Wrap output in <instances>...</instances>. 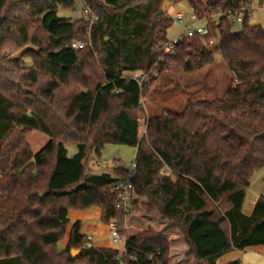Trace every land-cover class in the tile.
<instances>
[{
    "label": "trees",
    "instance_id": "trees-1",
    "mask_svg": "<svg viewBox=\"0 0 264 264\" xmlns=\"http://www.w3.org/2000/svg\"><path fill=\"white\" fill-rule=\"evenodd\" d=\"M14 1L0 0V45L10 40L16 51L32 47L24 56L39 53L16 81L0 66V262L169 264L166 232L125 239L121 255L86 248L82 224L70 228L71 212L97 208L102 224L115 221L125 236L127 216L112 185L127 172L88 168L108 145L137 149L135 195L146 199L148 213L175 225L197 264L264 248V197L251 216L242 211L253 175L264 171V29L245 22L231 32V20L222 18L208 37L183 40L170 56L161 51L174 22L160 13L165 2L188 3L203 18L256 0H84L98 21L90 31L93 49L82 50L72 44L87 40L89 20L57 14L59 7L73 9L75 0H24L35 27L9 16ZM17 25L25 28L12 30ZM217 55L233 76L226 97L207 89L211 98L189 100L183 113L149 117L140 138L141 98L148 91L136 78L153 83L170 66L199 72L214 66ZM21 63L6 65L18 71ZM69 146L77 149L73 157Z\"/></svg>",
    "mask_w": 264,
    "mask_h": 264
},
{
    "label": "rangeland",
    "instance_id": "rangeland-1",
    "mask_svg": "<svg viewBox=\"0 0 264 264\" xmlns=\"http://www.w3.org/2000/svg\"><path fill=\"white\" fill-rule=\"evenodd\" d=\"M24 0H15L14 4L9 8V16H14L18 19V16L28 18L31 27L36 26L37 18L33 13L26 7ZM103 1V0H101ZM205 4V0H195ZM264 4V0L257 1L254 3V17L255 19L251 22V25H258L264 29V8L261 6ZM84 9V0H75L73 9H64L59 7L57 14L59 18L67 19L74 22L79 18V14ZM190 6L188 3H180L178 5H170L167 7L165 13L169 15L173 21L178 11H189ZM35 21V22H34ZM13 27V26H12ZM20 28L19 25L14 26L12 30ZM241 28H237L236 32L240 31ZM181 26L174 21L172 28L168 31L167 38L172 39L179 31ZM1 34V33H0ZM87 40L83 43L91 41L90 32H87ZM2 36V35H0ZM5 38L16 35H4ZM85 39V38H84ZM109 40L105 39V43ZM92 42V41H91ZM32 49V47H27ZM26 49V48H24ZM21 49L16 51L12 41L5 40L0 45V66L8 71L16 81V75L21 74L20 70L30 69L33 66V60L38 58V50L34 51L33 56H24L20 67H17L18 71H14L13 66L6 65L9 57L24 50ZM88 49H93L92 46ZM99 52L101 49L99 47ZM97 52L94 55V59L97 62L94 65V69L99 67L101 55ZM25 55V54H24ZM215 65L212 67L204 68L203 70L195 73H185L182 70L170 66L162 74L154 76L155 82L151 83L150 80L146 83L147 94L141 98L143 107V115L140 117L143 122H140L139 134L140 138L146 134V122L149 117L157 116L164 111L183 113L185 106L189 100L194 99H208L211 95H207L206 91L209 89L214 95L224 99L228 93L229 88L233 84V76L227 68L226 64L222 61L219 55L215 58ZM155 74V73H154ZM129 76H132L130 74ZM32 88L29 92H32ZM23 92L27 90L24 88ZM69 157H73L77 154L75 147H68ZM137 149L134 147L121 146V145H108L105 147L100 156L94 155L93 164L89 163V172L94 174L108 173L115 175V169H122L126 172L132 169L135 162ZM136 196V195H135ZM253 197H264V171L257 172L253 175L251 181V187L248 190V199ZM147 201L145 198L135 197V211L133 215L127 217L124 224V239L139 236L147 232H153L155 234H161L166 232L165 239L169 246V264H182L189 261H193V264H197L193 257H189L190 248L188 247L182 233L174 229L175 225L167 220H164L158 213H148L145 209ZM69 220L71 225L77 221L82 224V235L86 237H92L95 239V248H112L124 251L125 244L120 243L114 245L109 235L108 226L102 224L100 220L99 209L93 208L86 212H71L69 214ZM67 246V238L60 244L59 251H62ZM61 253V252H59ZM76 255H73V257ZM10 261L0 262V264H10ZM80 264V263H79ZM192 264V263H190ZM243 264H264V256L260 253H247L244 256Z\"/></svg>",
    "mask_w": 264,
    "mask_h": 264
},
{
    "label": "built area",
    "instance_id": "built-area-1",
    "mask_svg": "<svg viewBox=\"0 0 264 264\" xmlns=\"http://www.w3.org/2000/svg\"><path fill=\"white\" fill-rule=\"evenodd\" d=\"M258 0H256L257 2ZM264 8V4H261ZM254 7V6H253ZM249 6H242L237 11H226L220 12L214 16H205L200 18L193 10L189 11H178L175 15V20L180 26L181 30L172 38L167 39V41L163 42L161 45L162 53L170 56L173 54L175 47L187 39L201 38L204 39L208 37L211 33L212 26H218L219 20L222 18H228L231 20V32H236L237 28H241L245 22L251 23L254 17V8ZM85 17L90 22L91 31L92 26L98 21V16L93 13L91 6L84 1V9L79 14V18ZM217 42L210 41L209 45L213 46ZM92 46V42L88 41L86 43L83 42H75L72 44L73 50H82ZM157 73L155 74V76ZM139 78V79H138ZM136 78V81L140 85H144L149 82V77L147 76H139ZM143 122V120H139V123ZM135 175V162L132 166V169L128 171L124 177L119 179L116 183L112 185V191L117 196V207L121 209L127 217L133 215L136 205H135V191L133 186V179ZM109 227V235L111 236L112 243L114 245H119L120 243L125 244V239L122 237L120 228L118 223L112 221ZM94 246V241L92 237H87L85 241V247L91 248ZM121 252V251H120ZM126 253V249L121 252V255ZM120 260V259H118ZM124 264V263H120Z\"/></svg>",
    "mask_w": 264,
    "mask_h": 264
},
{
    "label": "crops",
    "instance_id": "crops-1",
    "mask_svg": "<svg viewBox=\"0 0 264 264\" xmlns=\"http://www.w3.org/2000/svg\"><path fill=\"white\" fill-rule=\"evenodd\" d=\"M205 1H207V0H205ZM257 201H258V197H253V198H249L248 199V191H247L246 198H245V201H244V204H243V208H242V211H243L244 215L251 216L253 214V211H254V208H255V205H256ZM99 212H100V210H99ZM100 215H101V212H100ZM77 222H79V221H77ZM77 222L73 223L70 226V228L73 227V225L76 224ZM107 228L109 229V227H107ZM93 241L95 243V239L94 238H93ZM103 249H106V248H103ZM108 249H112V248H108ZM247 253H260L261 255L264 256V248L263 247L249 248V249H246L244 252L234 251L232 253H229V254L225 255L223 258H221L219 260L218 263L219 264H228V263H231V262L239 261L241 264H243L244 256ZM190 263L193 264L194 262L191 260V261H189L187 263L183 262L182 264H190Z\"/></svg>",
    "mask_w": 264,
    "mask_h": 264
},
{
    "label": "water",
    "instance_id": "water-1",
    "mask_svg": "<svg viewBox=\"0 0 264 264\" xmlns=\"http://www.w3.org/2000/svg\"><path fill=\"white\" fill-rule=\"evenodd\" d=\"M169 2H165L160 13L161 14H164L165 11L167 10V7L169 6ZM218 46V43L214 44L213 47H217ZM30 50V48H26L22 51H20L19 53L15 54V55H12L11 57L8 58V62H18L22 59V57L24 56V54H26L28 51ZM139 79V78H138ZM138 81V80H137ZM73 255H76V254H79V252H72Z\"/></svg>",
    "mask_w": 264,
    "mask_h": 264
}]
</instances>
